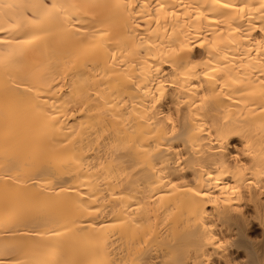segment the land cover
I'll return each instance as SVG.
<instances>
[{"label":"bare ground","instance_id":"1","mask_svg":"<svg viewBox=\"0 0 264 264\" xmlns=\"http://www.w3.org/2000/svg\"><path fill=\"white\" fill-rule=\"evenodd\" d=\"M262 222L264 0H0V264H264Z\"/></svg>","mask_w":264,"mask_h":264},{"label":"snow or ice","instance_id":"2","mask_svg":"<svg viewBox=\"0 0 264 264\" xmlns=\"http://www.w3.org/2000/svg\"><path fill=\"white\" fill-rule=\"evenodd\" d=\"M206 195V194H205ZM262 227H264V222H262V225H261Z\"/></svg>","mask_w":264,"mask_h":264}]
</instances>
